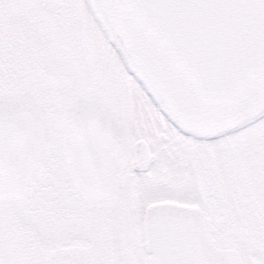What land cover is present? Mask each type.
Wrapping results in <instances>:
<instances>
[{
  "label": "snow or ice",
  "instance_id": "1",
  "mask_svg": "<svg viewBox=\"0 0 264 264\" xmlns=\"http://www.w3.org/2000/svg\"><path fill=\"white\" fill-rule=\"evenodd\" d=\"M94 3L107 11L104 19L112 23L131 68L122 60L109 67L113 55L120 54L112 40L97 34L87 0H0V19L5 9L54 8L63 13L45 18L41 33L55 58L51 103L63 160L85 198L100 201L129 185L135 193L133 216L135 202L144 195L152 204L153 222L190 220L204 233L211 219L199 214L183 178L169 175L167 184L176 187L168 190L162 174L154 175L152 169L162 156L180 166L184 153L190 152L203 204L211 208L217 202L225 182L213 154L218 144L237 134L236 128L225 126L247 108L264 105V0ZM187 9L211 16L191 28L173 15ZM126 77L131 78L127 83ZM140 93L163 118L164 126L157 125L161 134L145 128L147 114L137 107ZM7 103L8 97L0 91V236L5 203L23 196L51 153L43 115L48 100L16 119L8 113ZM254 123L241 124L239 131ZM162 144L167 153L158 151ZM74 228L67 223L59 230L68 234ZM0 264H7L3 256ZM172 264L218 262L194 251Z\"/></svg>",
  "mask_w": 264,
  "mask_h": 264
},
{
  "label": "flooded vegetation",
  "instance_id": "2",
  "mask_svg": "<svg viewBox=\"0 0 264 264\" xmlns=\"http://www.w3.org/2000/svg\"><path fill=\"white\" fill-rule=\"evenodd\" d=\"M87 8L97 25V34L106 35L119 51V58L113 55L109 67L122 60L131 68L126 49L113 35L103 10L94 0H87ZM62 14L54 8L5 9L0 19V91L8 97L7 111H35L48 100V112L43 115L51 142L48 162L23 196L5 203L11 208L4 211L0 256L7 264H155L149 234L150 200L141 195L133 216L135 193L129 185L100 201L86 199L76 189L63 160L55 106L51 103L54 72L50 73L52 64L49 72L47 65L41 64L42 57L51 58L41 35L43 21ZM130 80L126 77L125 82ZM144 86L151 91L149 81L145 80ZM137 107L147 114L145 128L161 134L157 125L162 128L165 122L142 93ZM248 121L255 123L239 131V126ZM234 128L237 134L218 144L213 154L225 188L211 208L202 202L190 152L184 153L180 166L166 156L155 160L153 155L152 172L162 174L168 190L176 187L167 184L169 175L183 178V187L199 206V214L211 219L202 241L218 264L231 260L264 264V110ZM167 150L163 144L158 149L164 153ZM139 185H143L142 178ZM67 223L75 228L63 234L59 229Z\"/></svg>",
  "mask_w": 264,
  "mask_h": 264
},
{
  "label": "water",
  "instance_id": "3",
  "mask_svg": "<svg viewBox=\"0 0 264 264\" xmlns=\"http://www.w3.org/2000/svg\"><path fill=\"white\" fill-rule=\"evenodd\" d=\"M103 12L106 16L108 15L106 10H103ZM173 15L176 16L179 23L187 25L191 28H196L206 23L208 18L211 16V13L187 9L173 13ZM109 23L113 30L112 23L110 21ZM263 110L264 105L257 103L252 107L247 108L239 119H235L231 125H227L225 127H234L238 122L249 119L261 113ZM25 113L28 112L9 114L14 118L21 117ZM69 174L76 189L78 190L70 171ZM149 224L155 264H172V262L190 256L194 251H198L207 258H214L213 254H211L210 250L202 241L206 231L204 233H200L199 226L193 221L180 220L175 222L168 221L157 223L153 222L150 218Z\"/></svg>",
  "mask_w": 264,
  "mask_h": 264
},
{
  "label": "rangeland",
  "instance_id": "4",
  "mask_svg": "<svg viewBox=\"0 0 264 264\" xmlns=\"http://www.w3.org/2000/svg\"><path fill=\"white\" fill-rule=\"evenodd\" d=\"M52 58V59H51ZM51 58H47V57H42L41 58V64H44V65H47V68H48V70L46 71V72H49V68H50V66H51V64H52V67H51V71H50V73H52V70H53V72H54V68H53V66H54V64H55V58L51 55ZM51 59V60H50ZM50 63V64H49ZM40 70V69H39ZM45 72V73H46ZM42 74L43 75H45L44 74V72H42ZM53 75H54V73H52ZM140 99V98H139ZM10 205V204H9ZM8 204H5L4 205V211H10V208H11V205L9 206ZM12 211H13V209H11Z\"/></svg>",
  "mask_w": 264,
  "mask_h": 264
},
{
  "label": "bare ground",
  "instance_id": "5",
  "mask_svg": "<svg viewBox=\"0 0 264 264\" xmlns=\"http://www.w3.org/2000/svg\"><path fill=\"white\" fill-rule=\"evenodd\" d=\"M127 53V52H126ZM11 106V105H10ZM87 199V198H86ZM92 204V203H91Z\"/></svg>",
  "mask_w": 264,
  "mask_h": 264
}]
</instances>
